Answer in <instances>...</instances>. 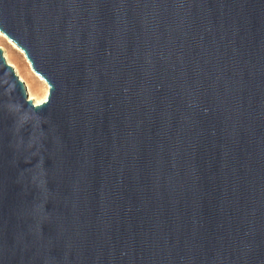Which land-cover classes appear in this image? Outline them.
Returning <instances> with one entry per match:
<instances>
[{
    "label": "water",
    "instance_id": "obj_1",
    "mask_svg": "<svg viewBox=\"0 0 264 264\" xmlns=\"http://www.w3.org/2000/svg\"><path fill=\"white\" fill-rule=\"evenodd\" d=\"M0 264H264V0H0Z\"/></svg>",
    "mask_w": 264,
    "mask_h": 264
},
{
    "label": "bare ground",
    "instance_id": "obj_2",
    "mask_svg": "<svg viewBox=\"0 0 264 264\" xmlns=\"http://www.w3.org/2000/svg\"><path fill=\"white\" fill-rule=\"evenodd\" d=\"M3 40L7 41L13 48L10 56L5 54V57L25 84L30 99L36 105L44 103L49 95V86L44 79L34 72L24 52L0 32V41Z\"/></svg>",
    "mask_w": 264,
    "mask_h": 264
},
{
    "label": "rangeland",
    "instance_id": "obj_3",
    "mask_svg": "<svg viewBox=\"0 0 264 264\" xmlns=\"http://www.w3.org/2000/svg\"><path fill=\"white\" fill-rule=\"evenodd\" d=\"M0 48L3 50L4 56H5V54H7L8 56H10V52L13 49L12 46L7 41H5V40L0 41ZM6 60H7V58H6Z\"/></svg>",
    "mask_w": 264,
    "mask_h": 264
}]
</instances>
